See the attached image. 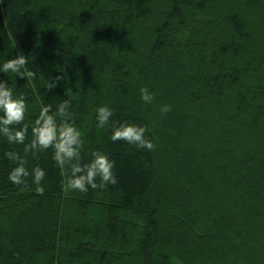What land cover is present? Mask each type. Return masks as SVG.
I'll use <instances>...</instances> for the list:
<instances>
[{
    "label": "trees",
    "instance_id": "obj_1",
    "mask_svg": "<svg viewBox=\"0 0 264 264\" xmlns=\"http://www.w3.org/2000/svg\"><path fill=\"white\" fill-rule=\"evenodd\" d=\"M18 52L35 90L0 79L26 122L70 98L81 161L107 154L117 182L65 192L49 149L27 154L43 191L14 185L3 154L24 146L0 138V264H264V0H0V58ZM120 121L153 149L111 142Z\"/></svg>",
    "mask_w": 264,
    "mask_h": 264
},
{
    "label": "clouds",
    "instance_id": "obj_2",
    "mask_svg": "<svg viewBox=\"0 0 264 264\" xmlns=\"http://www.w3.org/2000/svg\"><path fill=\"white\" fill-rule=\"evenodd\" d=\"M30 57L23 52L8 58H0V73L14 74L26 80V85L34 88L37 71L29 67ZM55 82L48 85L51 90ZM153 93L147 86L140 89V99L147 105L151 104ZM70 98L59 100L55 107L51 103L43 104L34 120L26 122L28 106L25 94H18L10 85L8 79H0V138H4L10 145H23L22 155L19 152L6 151L3 155L7 160L15 163L8 173V180L17 186H24L30 177L38 191H43L42 183L45 181L46 169L41 165L29 169L28 153H42L51 149V158L61 170L64 178L62 190L65 192H87L89 188H105L115 184L117 177L114 173V162L101 151L91 153L88 163L81 161L84 148L83 134L76 126L71 111ZM171 106L164 104L159 108L161 114H166ZM114 110L108 105H101L96 109V126L102 128L111 124ZM149 126L140 123L120 121L112 128L111 142L125 141L139 149L151 151L154 147L150 138ZM31 135L30 142L28 140Z\"/></svg>",
    "mask_w": 264,
    "mask_h": 264
}]
</instances>
